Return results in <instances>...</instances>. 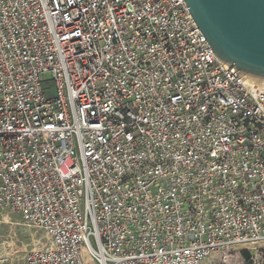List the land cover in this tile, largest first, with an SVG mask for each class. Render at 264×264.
Listing matches in <instances>:
<instances>
[{
    "label": "built area",
    "instance_id": "built-area-1",
    "mask_svg": "<svg viewBox=\"0 0 264 264\" xmlns=\"http://www.w3.org/2000/svg\"><path fill=\"white\" fill-rule=\"evenodd\" d=\"M0 207L25 264H264V84L183 0H0Z\"/></svg>",
    "mask_w": 264,
    "mask_h": 264
},
{
    "label": "water",
    "instance_id": "water-1",
    "mask_svg": "<svg viewBox=\"0 0 264 264\" xmlns=\"http://www.w3.org/2000/svg\"><path fill=\"white\" fill-rule=\"evenodd\" d=\"M215 57L264 80V0H183ZM242 256L249 257L247 251Z\"/></svg>",
    "mask_w": 264,
    "mask_h": 264
},
{
    "label": "rangeland",
    "instance_id": "rangeland-1",
    "mask_svg": "<svg viewBox=\"0 0 264 264\" xmlns=\"http://www.w3.org/2000/svg\"><path fill=\"white\" fill-rule=\"evenodd\" d=\"M41 243L44 240L39 233L24 227L18 216L0 207V264H25L26 256Z\"/></svg>",
    "mask_w": 264,
    "mask_h": 264
},
{
    "label": "bare ground",
    "instance_id": "bare-ground-1",
    "mask_svg": "<svg viewBox=\"0 0 264 264\" xmlns=\"http://www.w3.org/2000/svg\"><path fill=\"white\" fill-rule=\"evenodd\" d=\"M255 80H257V82L259 83V84H264V80H260V79H255Z\"/></svg>",
    "mask_w": 264,
    "mask_h": 264
}]
</instances>
